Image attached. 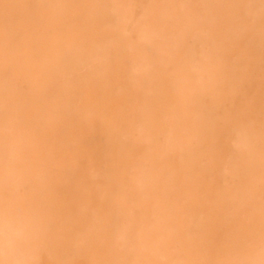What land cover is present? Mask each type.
Wrapping results in <instances>:
<instances>
[{
	"label": "bare ground",
	"instance_id": "obj_1",
	"mask_svg": "<svg viewBox=\"0 0 264 264\" xmlns=\"http://www.w3.org/2000/svg\"><path fill=\"white\" fill-rule=\"evenodd\" d=\"M129 1L0 0V264L264 262V198L239 193L229 203L240 181H221L228 174L225 142L213 151V125L196 132L192 112L175 113L179 89L200 66L178 58L181 25L199 19L193 0H150L136 18L137 37L113 20L136 15L120 6ZM207 37L196 34L199 45L190 50H202ZM168 117L172 125L161 132ZM91 161L99 174L74 189L73 163ZM121 185L133 188V197L126 199ZM11 208L18 218L8 217ZM12 229L20 238L5 234ZM130 232L133 243L126 241ZM225 239L240 240L241 249L223 247ZM161 241L190 250L175 258L157 250Z\"/></svg>",
	"mask_w": 264,
	"mask_h": 264
},
{
	"label": "rangeland",
	"instance_id": "obj_2",
	"mask_svg": "<svg viewBox=\"0 0 264 264\" xmlns=\"http://www.w3.org/2000/svg\"><path fill=\"white\" fill-rule=\"evenodd\" d=\"M132 1L121 3L120 6L131 12L135 11L136 15L130 18L125 17L124 22V16L118 13L115 15L116 17L113 16V20L119 24L121 22L125 24V29L123 30L125 35L133 34L137 37L140 34V30L136 28V18L141 20V16H143L141 11L149 9L151 3L150 0H140L139 4H135ZM110 7L111 3L107 2L103 7V11L109 10ZM190 8L197 13L199 19L181 25L184 32L179 37L181 52L178 58L182 62L186 60L188 64L197 63L200 66L190 69V79L188 78L185 85L179 89L183 98H178L176 108H179H175V113L187 116L192 112L194 115L193 130L196 132L203 125L210 122L214 128L211 135L213 151L217 152L222 143L225 142L229 150V155L226 159L228 174L221 173V181L227 182L226 178L230 176H235L240 181V185L237 188L229 191L227 198L229 203L232 195L239 193L250 196L252 200L255 198L263 199L264 0H193ZM169 9L171 10L169 11L170 15L175 16V7H170ZM144 21L142 20L141 22ZM88 26L95 31L102 29L100 25L95 23ZM177 26L178 24L174 25V29L180 27ZM115 31H117L116 28L111 27L109 29V32L114 33ZM199 32H204L208 35L206 39H203V49L200 51L190 50L195 45H199V40L196 38V34ZM21 34L23 37L26 36L25 31L21 32ZM219 45L222 46L221 52L218 51ZM152 53L153 55H158L160 51L153 50ZM219 54L222 57L221 63L217 60ZM12 56L20 60L22 58L21 52H16ZM207 61L211 62V65L205 64ZM232 69H235V73ZM135 81H138V76L135 77ZM189 83L191 92L186 94L184 91H186ZM22 87L25 91L27 85L23 83ZM261 93L263 94L262 96H260ZM114 95L118 96L119 92L116 90ZM122 110L114 111L118 121H122L123 117H125L126 112ZM171 125V117H168L161 122V132L168 130ZM50 134L49 127L45 128V137L50 136ZM161 137L162 135L160 134L159 138L162 139ZM141 138L142 134L139 130L135 129L132 131L131 139L134 142L140 141ZM121 162H126V160H121ZM133 162L134 165H138L140 160L136 159ZM98 167L96 161L88 163L74 162L75 177L71 184L73 188L79 187L81 183H86L89 176H97L99 174ZM114 172L121 174V170L118 168ZM120 188L126 199L133 197V188L126 185H121ZM258 210L263 215L262 229L260 230V236L263 238L264 203L258 206ZM50 214L53 220L60 219L58 210H52ZM17 216L18 213L15 208H11L8 211V217L14 219L18 218ZM245 218L247 223H251V213H248ZM5 234L12 238H20L18 237L20 236L19 233L14 229L5 231ZM126 241L127 243H133L134 235L132 232L126 235ZM241 243L238 239L230 242L229 239H225L223 247L232 248L230 250L237 252L242 247ZM156 245L157 250H166L175 258L190 250L186 244L168 247L161 241L160 244ZM209 249L208 247L205 248L206 251L211 250ZM212 250L215 251L216 248ZM183 264L191 263L186 261ZM209 264H240V262L236 259H230L228 262L217 260ZM248 264L253 263L250 262ZM259 264H264V262Z\"/></svg>",
	"mask_w": 264,
	"mask_h": 264
}]
</instances>
